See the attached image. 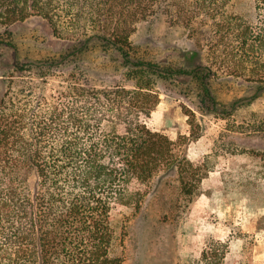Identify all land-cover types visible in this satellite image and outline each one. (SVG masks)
<instances>
[{"label":"trees","instance_id":"16d2710c","mask_svg":"<svg viewBox=\"0 0 264 264\" xmlns=\"http://www.w3.org/2000/svg\"><path fill=\"white\" fill-rule=\"evenodd\" d=\"M159 1L0 0V30L9 38L16 23L41 17L56 37L82 44L59 58L17 59L0 72V264H123L128 220L161 181L176 173L191 202L219 169L216 153L195 163L148 125L160 100L155 77L185 72L135 58L132 35ZM175 5L185 22L210 23L207 32L230 37L227 71L264 82V0ZM98 40L118 52L133 85L92 84L77 67L50 79ZM49 83L57 93L47 92ZM254 129L264 131V123ZM230 252V239L210 236L187 264H235Z\"/></svg>","mask_w":264,"mask_h":264},{"label":"rangeland","instance_id":"374dc122","mask_svg":"<svg viewBox=\"0 0 264 264\" xmlns=\"http://www.w3.org/2000/svg\"><path fill=\"white\" fill-rule=\"evenodd\" d=\"M210 26L185 22L175 0H160L132 35L137 60L185 72L195 69L155 77L160 100L148 125L169 135L176 154L195 163L216 153L212 160L219 169L207 173L191 202L181 194L176 173L161 181L128 220L123 264H187L202 255L210 236L231 240L229 262L244 264L251 258L253 264H264V131L254 129L264 123V82L226 70L234 60L226 49L230 37L207 32ZM13 29L10 38L0 30V66L17 59L59 58L82 45L56 37L41 17L16 23ZM76 56L50 79L77 67L92 84L133 85L118 52L99 40ZM47 90L57 93L56 83H49ZM234 147L237 153H230Z\"/></svg>","mask_w":264,"mask_h":264}]
</instances>
